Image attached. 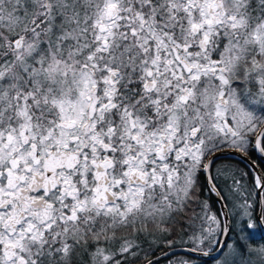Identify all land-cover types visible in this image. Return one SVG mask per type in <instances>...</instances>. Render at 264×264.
Returning a JSON list of instances; mask_svg holds the SVG:
<instances>
[{
    "label": "snow or ice",
    "instance_id": "obj_1",
    "mask_svg": "<svg viewBox=\"0 0 264 264\" xmlns=\"http://www.w3.org/2000/svg\"><path fill=\"white\" fill-rule=\"evenodd\" d=\"M258 233L264 0H0V264H264Z\"/></svg>",
    "mask_w": 264,
    "mask_h": 264
},
{
    "label": "water",
    "instance_id": "obj_2",
    "mask_svg": "<svg viewBox=\"0 0 264 264\" xmlns=\"http://www.w3.org/2000/svg\"><path fill=\"white\" fill-rule=\"evenodd\" d=\"M256 156L258 157L259 156V153H256ZM236 160H239V157H236L235 158ZM262 235H264V233H261ZM205 260H207L208 258H204ZM208 262H211V261H208Z\"/></svg>",
    "mask_w": 264,
    "mask_h": 264
},
{
    "label": "trees",
    "instance_id": "obj_3",
    "mask_svg": "<svg viewBox=\"0 0 264 264\" xmlns=\"http://www.w3.org/2000/svg\"><path fill=\"white\" fill-rule=\"evenodd\" d=\"M261 235H262L261 233H258L256 238L259 239ZM210 263L211 262H208V264H210Z\"/></svg>",
    "mask_w": 264,
    "mask_h": 264
},
{
    "label": "rangeland",
    "instance_id": "obj_4",
    "mask_svg": "<svg viewBox=\"0 0 264 264\" xmlns=\"http://www.w3.org/2000/svg\"><path fill=\"white\" fill-rule=\"evenodd\" d=\"M211 264V263H210Z\"/></svg>",
    "mask_w": 264,
    "mask_h": 264
}]
</instances>
